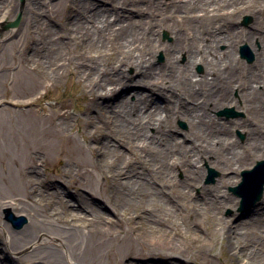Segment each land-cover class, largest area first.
Returning <instances> with one entry per match:
<instances>
[{
    "label": "bare ground",
    "instance_id": "obj_1",
    "mask_svg": "<svg viewBox=\"0 0 264 264\" xmlns=\"http://www.w3.org/2000/svg\"><path fill=\"white\" fill-rule=\"evenodd\" d=\"M99 1L58 0L73 19L69 20L71 26L61 33L65 38L63 42L45 45L44 59L48 68L44 65L40 68L29 58L30 51L36 53L40 49L39 39L30 31L10 32L4 39L6 42L0 44V264H23L20 261L25 260L31 264H97L110 242L120 243L125 239L130 243L122 251L106 250L107 264H192L182 258L187 254L184 244L198 247L207 259L212 258L219 235H223L229 251L222 247L219 260L212 264L234 261L233 264H255L260 254L254 251L263 243L259 238L244 241L240 224L224 225L220 220L204 225L195 223L192 228L188 224L174 223L171 219L177 218L179 213L155 210V204L141 195V191L147 189L153 194H163L160 187L165 184L163 179L175 175L178 169L175 161L173 163L175 157L183 165L192 187L198 176L197 164L205 159L227 174L264 152V143L257 134L263 132L264 127L254 125L252 120L248 128L252 138L248 143L250 149L241 147L240 152L237 148H228L231 141L228 129H223V135L213 139L214 143H208L199 133L200 126L208 122L206 116L211 115L209 109L215 111L227 103L242 108L241 100L250 103L257 98L264 116V7L261 0H170L173 8L185 16L187 26L177 23V15L161 17V12L168 9L163 0H155L153 10H149L148 4L142 5V0H124V3L113 0L110 6ZM43 2L45 0H30L37 8ZM128 3L130 8L126 7ZM15 5L6 0L2 6L8 9L2 11L0 6V15H8ZM194 12L203 16L188 18ZM246 12L254 20L251 28L237 25L236 14ZM29 13L34 17L32 10ZM154 13L159 16L157 20H152ZM164 25L176 33L172 44L161 45L155 36V27ZM143 26L151 31L147 41L139 36ZM72 40L76 44L74 50L79 51L76 61L68 50L62 53V46ZM241 42L249 43L257 61L262 63V70L251 71L246 79L233 70V61L237 60L233 49ZM221 44L227 45L225 50H220ZM160 46L166 55L163 63L155 60ZM181 55L187 56V63H180ZM8 58L13 62L7 64ZM16 61H19L17 66ZM198 63L206 68L205 74L197 79L190 65ZM127 68H134V73L126 72ZM75 73L84 102L80 108L82 117L78 119L86 129L85 147L73 137L62 135L73 119L67 111L60 110L57 114L61 121L55 123L56 129L53 123L49 126L46 120L33 116L34 101L29 103L27 113L16 109L23 106L18 99L31 94L38 86ZM9 77H13L10 83L13 91L9 98L5 96L1 100L9 86ZM133 81L149 90L130 92L127 87ZM236 89H241L239 99L233 96ZM155 92L165 99L157 97ZM132 95L135 98L132 99ZM94 109L98 110L96 115L92 113ZM180 115L190 118V132L183 139L173 134L174 126L169 124ZM152 127L154 132L150 131ZM240 127L245 131L243 121ZM58 131L62 144L57 156L51 159L45 138L50 132ZM216 142L218 144L214 145ZM142 144L156 150L148 156L149 160L138 154L143 151ZM71 147L94 153L91 170L83 171L92 179L91 194L82 196L81 202H72L68 189L41 172V167L50 169L55 159L68 154ZM129 152L134 159L131 166L122 163L103 166L101 162L106 154L128 158ZM158 164L163 171L158 169ZM58 172L54 178L68 176L65 170ZM99 178L103 183L98 182ZM135 183L141 185L138 192L133 187ZM190 186H187L189 190ZM97 194L107 200L111 211L96 200L100 199ZM220 195V191L210 188L193 197L203 207H222L228 202L219 199ZM50 197L58 203L44 213L41 203ZM69 207L75 215L68 214ZM6 208H11L13 214H25L23 228L13 229L2 220V211ZM246 213L249 220L258 222L261 230L264 229V211L262 215L254 210ZM68 215L70 220H67ZM144 215L146 220H143ZM63 221L71 223L69 228L60 225ZM56 239L61 248L50 243ZM11 251L24 254L12 256ZM143 257L151 259L138 260Z\"/></svg>",
    "mask_w": 264,
    "mask_h": 264
},
{
    "label": "rangeland",
    "instance_id": "obj_2",
    "mask_svg": "<svg viewBox=\"0 0 264 264\" xmlns=\"http://www.w3.org/2000/svg\"><path fill=\"white\" fill-rule=\"evenodd\" d=\"M13 3H16L14 7L11 8V12L8 13V15L2 16L0 15V44L5 43L4 39L10 32H16L17 30H23L24 33H27L28 31L34 33V35L39 39L40 42V49L33 53L30 51L29 58L33 64H37L40 68L44 65L46 68L49 67L47 65L46 60L44 59L45 53L44 48L46 46H51L55 42H63L65 38L61 37V33L63 32V29H66L67 27H70V21L73 19V15L66 13L65 6L63 3H59L58 0H45L43 2V5L40 7H34L33 4L30 3V0H11ZM99 1V0H98ZM106 1V2H105ZM105 1H99L100 3H103L110 6L112 4L113 0H105ZM135 1V0H134ZM6 2V0H0V6H2V3ZM124 3V0L121 1ZM142 5L148 4L149 10H153V5L155 3V0H142ZM151 2V5L150 3ZM163 4L167 5L168 9H164V12L161 15V17H168L170 14L177 15L176 21L179 24L182 25H188L189 23H185V16L180 14V12H177L176 9L173 8V6L170 4V0H163ZM261 4L264 7V0H261ZM76 7V6H75ZM127 8H130L131 5L128 3L126 4ZM7 7L2 6V11L7 10ZM32 10L34 13V17H30L29 11ZM203 16L200 12H194L189 16L188 18H191L192 16ZM20 16V22L18 26L16 27H10L9 24L13 21H15ZM34 20H30L33 19ZM68 18V20H67ZM159 16L154 13L152 16V20H157ZM236 19H238L237 25L241 28H251V26L254 23L253 17L249 12H246L244 14H236ZM264 20V19H263ZM264 26V23H263ZM75 23L72 25V28L74 30ZM143 27L145 29H143ZM139 30V36H142V38L147 41L149 38L150 30L147 29V27L143 26ZM155 36L158 37L159 43L161 45L163 44H172L176 39V33L173 28L167 27L166 25L160 27H155ZM188 34L190 32H187ZM141 38V39H142ZM66 39H69V36L66 37ZM190 39V38H189ZM72 41H69L66 43L62 50V53H64L66 50L70 53L72 59L76 61L79 59L78 57V50H74L76 47V44L72 43ZM84 42H87V40L84 39ZM46 43V44H45ZM257 47H259V43H256ZM22 45V44H21ZM241 46H247V56L253 57L251 62H248L246 59L241 58L240 56V48ZM227 47L226 44L220 45V50H225ZM46 50V48H45ZM234 50V57H236V61H233V70H235L237 73L241 74L243 79H246L248 77V74L251 71L254 70H262V63H259L257 61V58L255 57V52L253 48L250 46L247 42H241L237 45ZM1 51V49H0ZM1 53V52H0ZM11 53V52H10ZM38 54V55H37ZM13 56V54H12ZM11 58V55L9 56ZM8 58V59H9ZM166 55L163 51V46H160V50L155 54V60L158 63H163L165 61ZM8 60V63L13 62ZM180 63L185 64L187 63V56L181 55L180 57ZM19 61H16V66L18 65ZM228 66V65H227ZM74 68L76 66L74 65ZM191 73L196 75V78H201L205 74V65L202 63L195 64L193 67H191ZM90 69V65H89ZM218 69V67H217ZM221 71V68H220ZM126 72L132 74L134 73V68H127ZM264 72V68H263ZM13 74V73H12ZM11 74V76H12ZM36 74V73H35ZM38 74V73H37ZM39 75V74H38ZM78 74L75 73L74 75H67L64 74L62 79L60 81L55 82H46L43 83L41 86H38L37 89L32 92L31 94H27L18 100L23 103L22 108H16L21 113H27L30 110V105L32 101L35 102L34 106L36 108L35 118L37 119H43L47 121V124L50 126V124H54L53 128L55 127V123H59L61 121L57 114H59L60 110L67 111V113L70 116H73L72 121H70V126L67 131L62 133L64 137L71 136L75 140H77L78 144L85 147L86 145V137L83 135L86 131L83 123L81 120L78 119L79 116L82 117L81 110L83 106L82 96H81V90L79 84L77 81ZM138 78V77H137ZM13 77H9L8 84L9 86H6V92L2 93L1 100L5 99V96L7 98L10 97V92H12V88L10 87V83L12 81ZM56 82H58L56 84ZM137 82H132V84L127 87V89L130 92L143 89L145 91H148L149 89L147 87L140 86L136 84ZM247 88V85L246 87ZM239 90H235L233 93V96L239 99L240 94ZM155 95L159 97L160 99L164 100L165 97H163L159 92H155ZM135 96L132 95V99ZM255 102V103H254ZM254 102H248L241 100L242 108L236 107L234 103H227L223 107L217 109V110H210L209 109V116H206L208 122H204L200 128L199 133L204 138H206V141L208 143L212 142L214 143L213 139H217L219 136L223 135L222 130L228 129V131L231 132L230 138L231 141L229 142L230 145L228 148H237L240 152L241 147H244L246 149H250V145L248 144L251 141V135L248 131V128L250 127V122L254 121V125L256 123L259 124V126L264 127V116L262 115V110L260 107V103L258 102L257 98H254ZM257 102V103H256ZM249 107V109H248ZM228 108L232 109L236 115L232 117H226L225 115H220L219 112L223 109ZM26 111V112H25ZM98 112L97 109L93 110V114L96 115ZM31 117V116H30ZM62 119V118H61ZM189 119L187 116H181L176 118L175 120H171L169 122L170 125H173L174 128H172L173 134H175L177 137L183 139L185 135L190 132L189 129ZM64 120V119H62ZM243 121L245 124V131L242 127H240V122ZM41 126V125H40ZM209 127V129H207ZM50 128V127H49ZM48 128V130H49ZM57 129V128H56ZM53 130V129H52ZM154 128H150L151 132H154ZM258 136H260V140L262 143H264V131L258 132ZM62 135L58 132H50V134L45 138L46 142L48 143L47 150L49 151V156L51 159L55 158L57 155V151L62 144L61 138ZM259 138V137H258ZM44 142V141H43ZM216 142L214 145H217ZM87 148V147H86ZM143 151L139 152L138 154L143 158L149 160L148 156L153 155L156 153L155 149H152L149 147V145L142 144ZM69 152L68 154H65L63 157H60L59 159H55L54 166L50 167V169H45L44 167H41L42 174L49 179H53L56 181V183L62 185L65 189H68V192L70 194V197L72 198V202H81L82 196L90 193V184H91V177L88 176V174H84L83 171L85 169L91 170L90 164L91 161L94 158V153H91L87 150L83 152L82 150L75 149V148H68ZM75 150V151H74ZM261 152V151H260ZM264 159V152H261L258 154L257 157L251 158L247 163H245L243 166L234 169L232 172L223 174L222 168H218L214 165H212L207 159H205L202 162H199L197 164V180L194 186H190V180L185 175L184 170L182 169V164L180 163V160L175 157L173 158V163L175 161V164L178 166L177 171H175V175H169L166 176L163 181L165 184L160 185V187L163 189V194H153L152 190H143L141 191V195L147 196V198H150L155 204L156 208L155 210H166L171 211L175 213H179L180 215L177 218H172L171 222H177L181 224H188L192 228L194 227L195 223L200 224H209L214 223L217 221H220L222 223H225L224 225H239L241 228V231L243 232L244 241H252L256 238H259L261 242L263 243V246L259 247L255 250L253 247V251L256 253L259 252L260 258L257 260L255 264H264V229L261 230L260 226L258 225V222L254 221L252 222L250 217L247 215V211L254 210L257 215H262L264 211V195L263 197L255 202L253 205H245L242 206L240 203V199L234 195L230 188L238 185L241 181V172L245 169L252 168L256 161ZM132 153L129 152V157L123 158V156L119 157V155L114 154H106L102 158V164L103 166H107L111 163H122V165H128L131 166L134 164ZM232 161L236 162L234 158H232ZM157 162L159 160L157 159ZM239 165V163H237ZM117 166V164H115ZM158 169H161L163 171L161 164H158ZM58 170L60 171H66L68 173V176L64 179L57 176L54 178L53 176H56L55 174H58ZM139 171V170H138ZM52 176V177H50ZM98 182L101 184L103 183L102 179H98ZM163 182V183H164ZM79 184L80 186L76 187L75 185ZM134 185V184H133ZM190 186L191 190L187 188V186ZM135 191H139L141 188V185H136L135 183ZM214 188L218 191H220L221 195L219 199L225 200L226 203L222 204V207L219 205H205L203 207L202 204L197 203V198L193 197L195 195H199L202 192H205V189ZM101 190V188L98 189V192ZM98 198L96 200H100V202L104 203V206L106 209L111 211L110 205L106 203L107 200L103 197H101L99 194H97ZM231 200V201H230ZM230 201V202H229ZM58 203V201L54 197L48 198L46 201L44 200L43 203H41V210L49 212L51 207ZM106 204V205H105ZM210 204V203H208ZM70 208V207H69ZM67 209V212L69 214H74L75 211L73 209ZM201 210V211H200ZM9 211L13 214L11 208H6L2 211V220L8 224L13 229H21L25 226L26 222H24L20 227L15 226L11 221L7 219V215L9 214ZM165 211V212H166ZM170 212V213H171ZM76 214V213H75ZM74 214V215H75ZM15 217H24L27 219L25 214H13ZM71 217H67V220H70ZM147 216H143V220H146ZM264 222H262V225ZM60 225L62 227L69 228L71 223H68L66 221L60 222ZM201 225V226H203ZM85 229V228H83ZM1 230V229H0ZM84 231V230H83ZM262 231V232H261ZM86 232V230H85ZM86 234V233H85ZM6 241V240H5ZM223 235L216 236V244L214 246V250L212 252L213 257L212 258H206L205 255L201 254L198 247H195L193 245H186L187 247V254L185 256H182V258L188 259L192 262V264H212L214 261H218V257L221 254V249L225 248L226 242H224ZM50 243L56 245L57 247L61 248V245L59 241L52 240ZM130 243L129 239H125L122 242H113L109 243L106 246V250H121L127 246ZM223 244V245H222ZM8 248V247H7ZM12 250V249H11ZM104 251L105 252L107 251ZM227 250V249H226ZM229 251V250H227ZM12 256H22L24 252L22 253H14L10 252ZM102 255L101 258H99L97 261V264H107L108 259L105 255ZM151 258L143 257L139 258V261H149ZM23 264H31L30 261H20ZM235 263L232 262L231 264ZM225 264V263H222Z\"/></svg>",
    "mask_w": 264,
    "mask_h": 264
},
{
    "label": "water",
    "instance_id": "obj_3",
    "mask_svg": "<svg viewBox=\"0 0 264 264\" xmlns=\"http://www.w3.org/2000/svg\"><path fill=\"white\" fill-rule=\"evenodd\" d=\"M20 22V16L13 22L9 24L10 27L18 26ZM241 56L246 58L248 62L252 61V57L247 56V47H241ZM224 112L228 114V109H225ZM222 113V112H221ZM228 116H230L228 114ZM242 181L235 187H231L230 190L241 197V204H252L259 200L264 192V159L257 161L254 168L249 170L242 171ZM7 219L11 221L15 226L20 227L26 219L24 217H15L12 213L9 212Z\"/></svg>",
    "mask_w": 264,
    "mask_h": 264
}]
</instances>
